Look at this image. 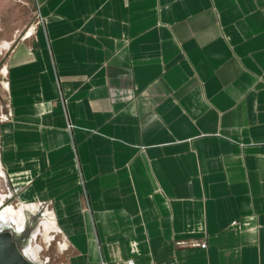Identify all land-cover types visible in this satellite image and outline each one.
<instances>
[{"label": "crops", "instance_id": "0c3cea01", "mask_svg": "<svg viewBox=\"0 0 264 264\" xmlns=\"http://www.w3.org/2000/svg\"><path fill=\"white\" fill-rule=\"evenodd\" d=\"M30 2L0 69V181L27 221L53 216L44 248L264 264V0Z\"/></svg>", "mask_w": 264, "mask_h": 264}, {"label": "rangeland", "instance_id": "374dc122", "mask_svg": "<svg viewBox=\"0 0 264 264\" xmlns=\"http://www.w3.org/2000/svg\"><path fill=\"white\" fill-rule=\"evenodd\" d=\"M36 20L35 8H33L30 0H0V69L5 64L7 54L12 44L11 41L18 40L22 35H24V33L35 24ZM4 104L5 97L3 95V89L0 85V112L4 111ZM7 193V185L0 181V195L3 194L8 197ZM7 205L17 207V202L13 197L6 198L3 202V206ZM25 217V222L27 224L25 223L24 230L18 234V240L21 238L25 239V243L20 245V250L22 252L25 247L31 243L32 230H34L37 223L40 221L41 215L40 213H37L31 216L29 221H27L26 213ZM33 244H37L43 249L40 254V264L42 262L45 264V261L46 264L60 263V255L58 254L54 243H51V245L45 249L44 242L41 240V237H37L33 241ZM46 257H49L50 261Z\"/></svg>", "mask_w": 264, "mask_h": 264}, {"label": "bare ground", "instance_id": "6f19581e", "mask_svg": "<svg viewBox=\"0 0 264 264\" xmlns=\"http://www.w3.org/2000/svg\"><path fill=\"white\" fill-rule=\"evenodd\" d=\"M3 70V68H2ZM4 73V71H3ZM2 176L0 170V177ZM6 196L3 194L0 195V229L5 226H10L13 230L20 232L25 227V210L29 209L33 212L36 209V206H17L12 205L3 206ZM24 204V203H23ZM38 210V209H37ZM35 214V213H34ZM56 231L55 222L51 213L46 210L43 214V218L37 223L31 235V243H29L23 250V254L31 261L35 263L40 262V254L43 251L41 246L33 244V241L37 237H41V240L44 244H49L52 240V233ZM59 233V232H58ZM54 236V235H53ZM41 264H44L43 262ZM46 264V261H45Z\"/></svg>", "mask_w": 264, "mask_h": 264}, {"label": "water", "instance_id": "95a60500", "mask_svg": "<svg viewBox=\"0 0 264 264\" xmlns=\"http://www.w3.org/2000/svg\"><path fill=\"white\" fill-rule=\"evenodd\" d=\"M19 234L12 227L0 229V264H40L29 260L17 247L14 236Z\"/></svg>", "mask_w": 264, "mask_h": 264}, {"label": "flooded vegetation", "instance_id": "af4514ba", "mask_svg": "<svg viewBox=\"0 0 264 264\" xmlns=\"http://www.w3.org/2000/svg\"><path fill=\"white\" fill-rule=\"evenodd\" d=\"M23 230H24V228L20 232H22ZM20 232H18V233H20ZM13 236H14V241H15L17 247L20 249V245L25 243V239L21 238L20 240H18V237H19L18 234L17 235L14 234Z\"/></svg>", "mask_w": 264, "mask_h": 264}, {"label": "built area", "instance_id": "2783aa9c", "mask_svg": "<svg viewBox=\"0 0 264 264\" xmlns=\"http://www.w3.org/2000/svg\"><path fill=\"white\" fill-rule=\"evenodd\" d=\"M42 22L41 19L39 18L38 23ZM204 245H201V248H204Z\"/></svg>", "mask_w": 264, "mask_h": 264}]
</instances>
